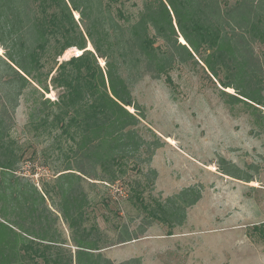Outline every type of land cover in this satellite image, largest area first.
Returning a JSON list of instances; mask_svg holds the SVG:
<instances>
[{
    "label": "trees",
    "instance_id": "trees-1",
    "mask_svg": "<svg viewBox=\"0 0 264 264\" xmlns=\"http://www.w3.org/2000/svg\"><path fill=\"white\" fill-rule=\"evenodd\" d=\"M256 43L264 48V0H236L224 8L220 0L146 1L126 27L105 10L103 0H0V171L15 172L23 156L16 154L10 131L28 89L40 95L28 131L36 139L54 140L45 154L65 151L71 160L56 172L52 186L40 188V180L36 184L28 176L23 178L32 186L2 188L0 214L9 217V210H17L9 218L21 233L1 223L6 231L0 229V264H114L101 253L108 247L103 233L86 216L90 201L82 183L113 185L139 154L149 164L162 146L138 131L145 118L131 91L142 76L138 70L158 78L197 57L222 88L235 91L231 98L264 107V60L254 53ZM69 49L78 56L59 62ZM50 88L57 92L53 101L44 96ZM37 168L32 165L31 175ZM221 173L251 181L240 169L223 166ZM132 189L130 200L148 215L146 225L157 219L180 226L201 199V190L191 186L149 207L141 190ZM59 217L70 232L69 248L52 227ZM144 229L137 234L119 227L116 244L136 240ZM118 264L142 263L134 257Z\"/></svg>",
    "mask_w": 264,
    "mask_h": 264
},
{
    "label": "rangeland",
    "instance_id": "rangeland-1",
    "mask_svg": "<svg viewBox=\"0 0 264 264\" xmlns=\"http://www.w3.org/2000/svg\"><path fill=\"white\" fill-rule=\"evenodd\" d=\"M146 1L153 0H103V5L120 27H126L138 19ZM220 1L222 8L236 2ZM73 15L77 20L78 14ZM156 43L163 46L161 41ZM254 53L264 60V48L258 43ZM3 55L0 49V57ZM76 56L69 49L58 61ZM98 61L102 67L104 61ZM138 71L142 76L131 85L132 97L145 115L138 131L145 140L158 141L162 146L155 150L149 164L143 163L145 156L139 154L140 158L129 163L127 174L113 185L82 183L90 201L86 216L98 226L108 246L101 253L114 264L134 257L140 258L142 264H264V107L234 100L235 91L222 88L197 57L185 64H174L158 78L144 75L142 69ZM122 73L125 77L129 74L125 69ZM56 94L50 88L44 96L53 101ZM39 99L38 93L28 89L15 110L10 139L16 154L23 156L15 172L0 171V193L2 188L32 186L31 181L37 184L38 180L40 188L43 183L52 186L56 172L69 163L70 156L65 151L45 154L54 140L36 139L27 129L29 115ZM32 165L38 167L35 175H31ZM231 165L249 174L251 181L246 183L221 173L223 166L234 171ZM28 176L31 181L23 178ZM191 186L201 190V199L187 210L180 226L157 219L146 225L143 219L148 215L130 200L132 188H136L141 190L143 204L154 207L156 201L164 203ZM54 200L57 202L56 197ZM16 211L9 210V217ZM9 217L0 214V225L21 233L19 225ZM123 225L137 234L144 227L145 232L136 240L116 244ZM52 227L57 237L66 241L64 247L69 248L67 225L59 217ZM0 229L6 231L4 227Z\"/></svg>",
    "mask_w": 264,
    "mask_h": 264
}]
</instances>
